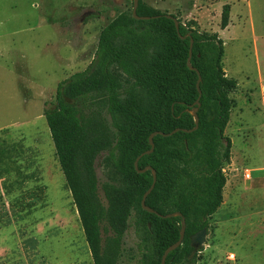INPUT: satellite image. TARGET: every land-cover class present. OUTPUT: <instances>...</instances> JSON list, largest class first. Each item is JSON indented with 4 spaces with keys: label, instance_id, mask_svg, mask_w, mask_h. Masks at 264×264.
I'll list each match as a JSON object with an SVG mask.
<instances>
[{
    "label": "trees",
    "instance_id": "obj_1",
    "mask_svg": "<svg viewBox=\"0 0 264 264\" xmlns=\"http://www.w3.org/2000/svg\"><path fill=\"white\" fill-rule=\"evenodd\" d=\"M230 6L222 7L219 27L229 25ZM137 20L121 12L99 32L94 56L85 70L60 82L55 100L43 116L55 155L83 228L93 264H121L122 238L129 224L136 238L131 264H161L164 250L179 239L165 264H197L191 236L205 228L223 201L231 141L224 132L237 82L222 66L223 41L217 33L201 32L192 22L175 23L143 0ZM191 67V68H190ZM198 75L201 78L197 86ZM200 91V95H199ZM198 127L194 128L192 110ZM154 149L149 136L155 132ZM106 152L105 163L118 175L98 196L94 163ZM156 181L145 204L143 194ZM184 221V223H183ZM107 226V227H105ZM102 231L112 235L102 240Z\"/></svg>",
    "mask_w": 264,
    "mask_h": 264
},
{
    "label": "rangeland",
    "instance_id": "obj_2",
    "mask_svg": "<svg viewBox=\"0 0 264 264\" xmlns=\"http://www.w3.org/2000/svg\"><path fill=\"white\" fill-rule=\"evenodd\" d=\"M223 41L237 82L223 201L197 264H264V0H143ZM229 25L219 27L222 7ZM133 0H0V264H93L43 116L57 86L91 62L101 29ZM98 155V196L118 179ZM107 227V226H105ZM112 232L102 231V240ZM128 226L121 264L133 263Z\"/></svg>",
    "mask_w": 264,
    "mask_h": 264
},
{
    "label": "water",
    "instance_id": "obj_3",
    "mask_svg": "<svg viewBox=\"0 0 264 264\" xmlns=\"http://www.w3.org/2000/svg\"><path fill=\"white\" fill-rule=\"evenodd\" d=\"M138 1L139 0H133V6H132V16L134 19H137V20H148L149 17H145V16H138L136 14V9H137V6H138ZM168 18L172 19L175 23V27H176V30L178 29V22H177V19L172 17L170 14H167L166 15ZM191 68V67H190ZM201 81V78L200 76L198 75V80H197V86L199 85ZM199 95H200V91H199ZM195 108L192 110V114L193 116L195 117V126L194 128L192 129H189V130H185L186 132H192L194 130L197 129L198 127V117H197V110L200 106V102H199V98L196 100L195 102ZM179 129H175L173 132L171 133H168V134H164V133H161V132H155V133H152L150 136H149V144H150V149L145 151L144 153H142L141 155H139L135 161H134V167L135 169L137 170V162L138 160L144 156V155H147V154H150L153 149H154V143H153V136L155 134H161L163 136H170L172 135L174 132H177ZM147 169H151V168H145L141 171L137 170L138 172H144L146 171ZM153 172V180H152V184L150 185V187L147 189V191L143 194L142 196V199H141V206L144 210L148 211L149 213H152V214H156L158 215L159 217L161 218H170V217H174L176 215H179V213H171V214H166V215H161V214H158L155 210H153L152 208L148 207L146 204H145V200H146V197L147 195L149 194V192L152 191V189L154 188V185H155V181H156V176H155V171L152 170ZM184 223V221H183ZM206 234H207V230L205 228L201 229L200 231H198L197 233H195L193 236H191L190 240H191V246L192 248L194 249V251L198 250L204 243H205V240H206ZM184 238V230L182 229L181 230V233H180V236H179V239L174 242L172 245H170L169 247H167L162 256H161V264H165V261H166V258L168 256V254L175 250L176 248H178L181 243H182V240Z\"/></svg>",
    "mask_w": 264,
    "mask_h": 264
}]
</instances>
